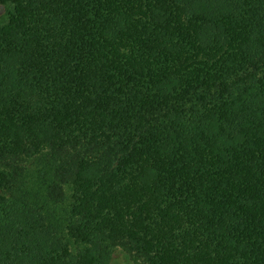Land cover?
<instances>
[{"label":"trees","instance_id":"16d2710c","mask_svg":"<svg viewBox=\"0 0 264 264\" xmlns=\"http://www.w3.org/2000/svg\"><path fill=\"white\" fill-rule=\"evenodd\" d=\"M264 264V0H0V264Z\"/></svg>","mask_w":264,"mask_h":264},{"label":"rangeland","instance_id":"374dc122","mask_svg":"<svg viewBox=\"0 0 264 264\" xmlns=\"http://www.w3.org/2000/svg\"><path fill=\"white\" fill-rule=\"evenodd\" d=\"M109 264H140L133 252H127L122 248H118L113 254Z\"/></svg>","mask_w":264,"mask_h":264}]
</instances>
